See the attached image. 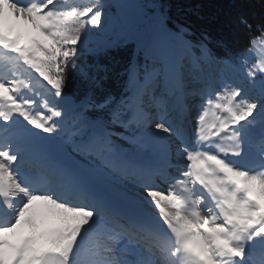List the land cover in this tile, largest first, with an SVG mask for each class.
<instances>
[{
    "label": "snow or ice",
    "instance_id": "snow-or-ice-1",
    "mask_svg": "<svg viewBox=\"0 0 264 264\" xmlns=\"http://www.w3.org/2000/svg\"><path fill=\"white\" fill-rule=\"evenodd\" d=\"M104 7L0 0V264H264V23L253 35L241 17L250 37L239 59L200 44L199 59L231 71L193 93L202 102L191 130L159 102L151 129L142 97L152 74L133 68L132 95L107 121L72 110L81 138L65 160L52 138L69 109L67 73L87 78L76 61ZM184 31L171 33L161 14L154 41ZM33 73L50 86L39 105L26 95ZM114 135L150 149L152 162H134Z\"/></svg>",
    "mask_w": 264,
    "mask_h": 264
},
{
    "label": "trees",
    "instance_id": "trees-1",
    "mask_svg": "<svg viewBox=\"0 0 264 264\" xmlns=\"http://www.w3.org/2000/svg\"><path fill=\"white\" fill-rule=\"evenodd\" d=\"M104 4L102 24L88 26L83 51L76 61L88 76L70 68L65 91L82 105L87 102L84 111L89 118L100 115L106 121L112 105L130 96V70L135 68L140 76L151 64L142 47L159 15L174 33L185 30L183 41L176 38L183 49L192 47L201 54L199 46L203 43L219 58H242L248 47L250 32L240 23L241 17L252 25L253 35L256 26L264 23V0H106ZM185 57L189 59L188 51ZM108 98L111 102L105 104Z\"/></svg>",
    "mask_w": 264,
    "mask_h": 264
},
{
    "label": "rangeland",
    "instance_id": "rangeland-1",
    "mask_svg": "<svg viewBox=\"0 0 264 264\" xmlns=\"http://www.w3.org/2000/svg\"><path fill=\"white\" fill-rule=\"evenodd\" d=\"M103 2H104V1H103ZM103 11H105V8L103 9ZM156 30H157V27L154 29L153 34H152V36H151V40H150L149 45H148V50H149V52L152 53V52L155 50L156 46L159 45V43L162 42V41H163V42L166 41L167 43H169V45H171V46L174 48V45L170 42L169 36H168V37H161V39H160L158 42H155V41H154V36H155ZM177 58H178V55H177L176 59H177ZM252 60L255 62L254 59H252ZM158 68H159V66H156V67H154V68H152V69L147 70V72H150V73L155 74V72L158 71ZM166 71H168V68L165 70V72H166ZM187 79L193 80V79H195V77H194V76H193V77H190V75H184V81H186ZM46 93H47V92H46ZM46 93H44L43 95H46ZM157 94H158V93H157ZM154 95H156V93H155ZM155 98H158L160 103H165V102H164V97H162V96H160V95H157ZM196 100H197V98L193 99V101H196ZM152 101L154 102V99H153V98H152ZM154 106H155V103H154ZM152 110H153V109H152ZM152 110H151V111H152ZM153 113H154V111H153ZM156 113L158 114V109H157ZM209 120H211V119H209ZM151 129H152L153 131H155V122H153V123L151 124ZM173 139H174V138H173ZM173 172L175 173V170H174V169H173ZM163 188H164L165 191H167V188H166L165 186H163Z\"/></svg>",
    "mask_w": 264,
    "mask_h": 264
}]
</instances>
